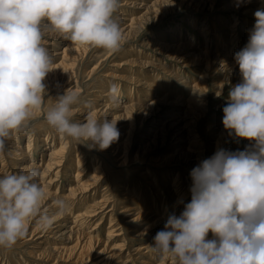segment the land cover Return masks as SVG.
I'll list each match as a JSON object with an SVG mask.
<instances>
[{
  "label": "rangeland",
  "instance_id": "rangeland-1",
  "mask_svg": "<svg viewBox=\"0 0 264 264\" xmlns=\"http://www.w3.org/2000/svg\"><path fill=\"white\" fill-rule=\"evenodd\" d=\"M210 1L201 5L198 0H121L116 17L124 40L114 53L45 35L43 43L53 58L52 66H60L59 75L44 81L41 107L26 127L0 147V175L19 172L33 162L40 172L38 182L48 193L42 208L54 213L52 201L58 198L70 206L50 228L57 232L54 235L50 229L34 230L38 224L29 221L24 238L11 249L0 248V264H98L106 260L104 264H171L153 252V237L170 214L180 213L184 207L180 201L190 200V170L219 147L243 150L251 143L248 138L229 136L224 128L222 109L228 103L229 89L241 76L239 68L235 71L218 58L229 54L234 60L233 52L245 45L255 20L250 10L264 0H243L237 12L223 8L222 0ZM173 44L174 56L168 48L161 51V46ZM190 50L201 58L189 59ZM111 83L119 87L117 101L105 95ZM67 89L82 93L74 105L73 120L83 121L91 113L100 120H117L119 139L107 149L89 148L49 126L44 114ZM165 94L172 98L159 105L157 116L144 117L135 108L127 112L132 105L149 104ZM169 112L186 115L181 125H190V131L181 135L188 153L183 157L175 155L180 146L174 138L180 131L169 127L170 119L165 117ZM164 128L166 137L155 135ZM123 141L127 143L122 145ZM57 149L56 161L62 167L52 166L50 173L45 172L53 162L47 154ZM122 157L126 158L123 163ZM78 169L83 170L82 176H77ZM85 180L91 185L77 192L78 183ZM134 211L140 216H130ZM71 224L78 229L70 230ZM79 229L86 232L80 234L81 241L90 233L95 236L89 247L77 243ZM45 238L47 244L40 243ZM208 238H212L211 232Z\"/></svg>",
  "mask_w": 264,
  "mask_h": 264
},
{
  "label": "clouds",
  "instance_id": "clouds-1",
  "mask_svg": "<svg viewBox=\"0 0 264 264\" xmlns=\"http://www.w3.org/2000/svg\"><path fill=\"white\" fill-rule=\"evenodd\" d=\"M121 0H0V147L41 107L44 79L53 69L46 34L76 45L117 52L123 32L116 17ZM245 45L234 52L241 79L228 92L222 122L229 136L248 138L243 150L223 147L190 170L191 198L168 216L152 250L171 264H264V8L254 12ZM119 87L109 85L118 100ZM79 89H67L44 118L58 134L89 148L107 149L120 136L117 120H73ZM85 141L87 143H85ZM36 166L0 175V248L11 249L35 220L43 230L69 210L52 201ZM212 233V238L209 237Z\"/></svg>",
  "mask_w": 264,
  "mask_h": 264
},
{
  "label": "bare ground",
  "instance_id": "bare-ground-1",
  "mask_svg": "<svg viewBox=\"0 0 264 264\" xmlns=\"http://www.w3.org/2000/svg\"><path fill=\"white\" fill-rule=\"evenodd\" d=\"M200 3H201V5H205V4H207V3H209V2H211L210 0H198ZM214 1L215 0H212V2L214 3ZM243 2V0H231V1H223L222 0V6H223V8H228V7H232L233 9H235V12H237L238 11V9L240 8V6H241V4H243L242 3ZM128 4V3H127ZM197 4H199V3H197ZM249 5V4H248ZM242 8V7H241ZM258 8H264V1H263V3L260 5V6H258V7H256V8H253L252 10H250L252 13H253V16H254V12H255V10H257ZM244 9V8H243ZM159 9H157V11H158ZM221 10V9H220ZM120 12V11H119ZM243 12V11H242ZM165 18V17H164ZM123 32V31H122ZM123 35H124V33H123ZM225 35V34H224ZM247 35V34H246ZM234 38V37H233ZM233 38H232V40H233ZM237 38V37H236ZM226 40V39H225ZM230 40V39H229ZM231 40V41H232ZM236 40V39H235ZM234 40V41H235ZM206 41V40H205ZM209 41V40H208ZM240 41V40H239ZM233 45V44H232ZM236 45V44H235ZM242 45V44H241ZM174 46H175V44H173V45H168V46H161V51L163 50V51H165L167 48H168V50H170V56H171V54H172V56H174V54H175V52H176V50H174ZM243 46V45H242ZM180 45H179V50H180ZM184 48V47H183ZM196 50V49H195ZM195 50L194 51H189V55H187L188 57H189V59H195L197 56H199L200 57V55L198 54V53H196L195 52ZM185 51H187V50H185ZM184 51V52H185ZM234 53V52H233ZM233 56H234V54H233ZM201 58V57H200ZM219 62L221 63L222 62V64L223 65H228V67H232V68H234L233 70H235L236 71V69L238 68V65L235 63V61L233 60V59H231V56L228 54H221L220 56H219ZM181 60H186V58H185V56H182L181 57ZM181 62V61H180ZM53 65V64H52ZM60 65V64H59ZM230 65V66H229ZM53 67V69L51 70V71H49L48 72V74L46 75V77H45V79H44V81H46V80H50L51 78H56V76L57 75H59L58 74V72H57V69L60 67V66H58V64H57V66H52ZM227 67V68H228ZM227 68H226V70H227ZM225 69V68H224ZM230 69V68H229ZM228 69V70H229ZM237 71H239V70H237ZM237 79V78H236ZM241 79V77L239 78V80ZM167 81V80H166ZM167 83V82H166ZM157 86H159V83H157ZM157 88V87H156ZM162 88V87H161ZM155 90H160V88L159 89H155ZM164 91V90H163ZM170 92V91H169ZM193 94L195 95L196 93H194L193 92ZM192 94V95H193ZM105 95H110L109 93H107V94H105ZM96 97V96H95ZM108 97V96H107ZM109 98V97H108ZM172 98V96H171V94H165L164 95V97L163 98H161V99H157V100H155L154 102H152V103H149V104H147V103H145V104H140L139 106L138 105H132L131 107H129V108H126L127 109V112L130 110V109H136V111H138L139 110V112L140 111H142V113H143V115H144V117H147V118H150V117H153V116H157V115H159V111H161V106H159V105H161L162 103H164V101H168L169 99H171ZM124 107H127V106H123V108ZM142 107H144L142 110H140V108H142ZM123 108H121V110L123 109ZM107 109V108H106ZM92 114V113H91ZM90 114V115H91ZM185 114V113H184ZM129 116V115H128ZM165 117H169V119L170 120H168V123H169V127L171 128V129H177L178 131H180V133H178V135L174 138V140H176V145L177 146H180V148H178V149H176L177 150V152L175 153V155L176 154H178L179 155V157H183V156H185V155H188V153H187V151L184 149V147L182 146V142H181V139H182V133L184 132V131H186V130H188V131H190V128H189V126L187 125V124H185V125H181L183 122H184V118L186 117V115H180V116H177L176 114H173V113H171V112H169L168 114H166L165 115ZM86 119V118H85ZM114 119V118H113ZM84 120V119H83ZM173 120V121H172ZM194 120V119H193ZM192 123V122H191ZM191 123H189V124H191ZM217 125V124H216ZM165 126V125H164ZM187 128H189V129H187ZM182 130V131H181ZM35 131V130H34ZM36 132V131H35ZM121 132H124V130H121ZM168 130L166 129V128H164V129H162L161 131H157L156 133H155V135H158V137H166L168 134ZM53 134V133H52ZM170 134V133H169ZM50 135V134H49ZM55 135H57V134H55ZM45 137V136H44ZM55 138V137H54ZM157 139V138H156ZM164 140V139H163ZM31 141H32V138H31ZM48 141V140H47ZM124 142V141H123ZM122 142V143H123ZM127 142H124L122 145H125ZM30 144V143H29ZM29 144H27V146L29 145ZM37 144V143H36ZM18 145V144H17ZM35 145V144H34ZM41 145V144H40ZM118 146V145H117ZM185 146V145H184ZM31 147H32V145H31ZM44 147V146H43ZM51 147H52V145H51ZM50 147V148H51ZM62 147V146H61ZM47 148H49V147H47ZM53 148V147H52ZM33 150V149H32ZM44 150V149H43ZM52 150V149H51ZM80 152V151H79ZM79 152L77 153V154H79ZM16 153V152H15ZM17 154V153H16ZM60 155V153H59V151H58V149L57 150H53V151H50L47 155L49 156H51V158H50V160H52L51 162L52 163H50V161H49V163L50 164H48L49 165V168L48 169H46L45 170V172L46 171H48L49 173H50V171L52 170V166H54V168H57L56 166H59L60 165V163L59 162H57L56 161V157H57V155ZM76 154V155H77ZM23 155V154H22ZM177 155V156H178ZM192 155V154H191ZM190 155V156H191ZM197 155V154H196ZM63 156V155H62ZM22 157H24V156H22ZM21 157V158H22ZM192 158L193 157H195V155H192L191 156ZM62 158H64V156L62 157ZM72 158V157H71ZM75 158V160H77V156L76 157H74ZM82 158V157H81ZM46 159V158H45ZM48 159V158H47ZM41 160H43V159H41ZM59 160H60V158H59ZM79 160V159H78ZM121 161H122V163L123 162H125L126 161V158L125 157H122L121 159H120ZM65 161V160H64ZM81 161H83V160H81ZM85 161V160H84ZM48 162V161H47ZM43 163V162H42ZM72 163V162H71ZM84 163V162H83ZM41 164V163H40ZM66 164V163H65ZM81 165V164H80ZM31 166H34V163L32 162V163H30V164H27V165H24L23 167H22V169H24V168H28V167H31ZM61 166V165H60ZM73 166V165H72ZM39 167V166H38ZM44 167V166H43ZM46 167V166H45ZM62 167V166H61ZM65 167V166H64ZM67 167V166H66ZM79 167V166H78ZM77 167V168H78ZM68 168V167H67ZM76 168V169H77ZM79 168H81V166L79 167ZM82 168H83V166H82ZM97 168V167H96ZM64 169H66V168H64ZM89 169V168H88ZM0 170H1V168H0ZM85 170V169H84ZM60 171V169H58L57 170V173ZM66 171V170H65ZM73 171V170H72ZM83 170L82 169H78V173H77V176H82L84 173L82 172ZM71 172V171H70ZM70 172H68V173H70ZM0 173H1V171H0ZM44 173V172H43ZM53 173V172H52ZM80 173V174H79ZM47 174V173H46ZM59 174V173H58ZM58 174H56L57 175V177H58ZM178 174V173H177ZM75 175V174H74ZM45 176V175H44ZM43 176V177H44ZM69 176V175H68ZM179 176V175H178ZM42 178V177H41ZM56 178V177H55ZM55 178H53V179H51V181H49V183H52V181L53 180H55ZM77 178V177H76ZM75 178V179H76ZM81 178V177H80ZM44 179V178H43ZM46 179V178H45ZM44 179V180H45ZM48 179V178H47ZM50 179V178H49ZM58 180V179H57ZM80 180V179H79ZM104 180H106V179H104ZM100 181V180H99ZM75 182V181H74ZM76 183V182H75ZM75 183L73 184V185H75ZM80 183V182H79ZM78 183V187L77 188H75L76 186H74V188L76 189V191L78 192V191H80V192H84V191H86L87 190V186L90 184V180L88 181H84V182H82L81 184H79ZM77 184V183H76ZM91 185V184H90ZM72 186H70V189L72 190V188H71ZM91 188V187H90ZM69 189V190H70ZM48 194V193H47ZM82 194V193H81ZM133 194V193H132ZM69 195V197H71L70 196V194H68ZM67 195V196H68ZM72 195V194H71ZM77 195V194H76ZM81 196V195H80ZM76 197V196H75ZM67 198V197H66ZM74 198V197H73ZM85 199V198H84ZM87 199V198H86ZM85 199V200H86ZM133 199V198H132ZM73 200V199H72ZM76 200V199H75ZM74 201V200H73ZM78 201V200H77ZM75 202V201H74ZM167 202V201H166ZM80 203V202H79ZM132 203V202H131ZM74 204H76V203H74ZM73 204V205H74ZM134 205V204H133ZM70 206V205H69ZM79 206V205H78ZM71 208V207H70ZM73 208H74V206H73ZM83 210V209H82ZM87 210V209H86ZM127 210H129V209H127ZM132 210V209H131ZM84 211V210H83ZM130 211V210H129ZM135 212V213H134ZM134 212H131V215L130 216H135V218H137V217H139L140 216V214H137L136 213V211H134ZM82 213V212H81ZM85 213V212H84ZM87 213H88V211H87ZM91 213V212H90ZM86 215V214H85ZM88 215H90V214H88ZM81 216H82V214H81ZM83 217V216H82ZM87 218V217H86ZM83 219V218H82ZM85 219V218H84ZM60 220V219H59ZM77 222V221H76ZM86 222V221H85ZM61 224V223H60ZM74 224V223H73ZM76 225V224H75ZM75 225H70L69 226V228H70V230H75V229H78V228H76V226ZM84 225V224H83ZM38 227L39 226H37V227H35V229L34 230H37L38 229ZM55 228H56V226H55ZM33 230V231H34ZM39 231V230H38ZM93 231V230H92ZM50 232H53V235H54V233H57V232H55L54 231V228H52V229H50ZM68 232V231H67ZM67 232H66V234H65V236L67 235ZM35 233V232H34ZM77 233L79 234V236H78V241H77V243H80L79 245L80 246H82V247H89V245L92 243V241H93V239H95V236H90V234L88 235V238H86V239H83L82 241H84V243L81 241V233L82 234H86V232H85V230L82 232L80 229L79 230H77ZM89 233V232H88ZM64 234V232L61 234V235H63ZM109 237V236H108ZM45 243L46 242V244H47V239L45 238V240H40V243ZM83 243V245H81ZM56 247V246H55ZM65 248V247H64ZM68 248V247H67ZM76 248V247H75ZM79 248V247H78ZM141 248V247H140ZM139 248V249H140ZM143 248V247H142ZM54 249V248H53ZM55 249H57V248H55ZM80 249V248H79ZM138 249V250H139ZM76 250V249H75ZM80 250H82V248L80 249ZM79 250V251H80ZM62 251V250H61ZM83 252V251H82ZM79 253V252H78ZM81 253V252H80ZM64 254V253H63ZM72 254V253H71ZM83 254V253H82ZM85 254V253H84ZM70 256H72V255H70ZM81 256V255H80ZM85 256V255H84ZM67 258V257H66ZM74 258V257H73ZM80 258V257H79ZM78 258V259H79ZM81 258H82V256H81ZM84 258V257H83ZM72 259V258H71ZM70 259V260H71ZM81 260V259H80ZM103 260H105V259H103ZM106 261H108V260H106ZM106 261H100L98 264H104V263H106ZM122 261V260H121ZM120 263V262H119ZM54 264V263H53ZM121 264V263H120Z\"/></svg>",
  "mask_w": 264,
  "mask_h": 264
}]
</instances>
